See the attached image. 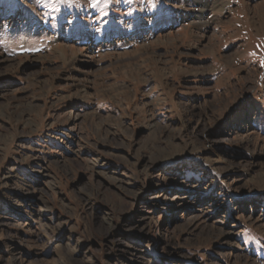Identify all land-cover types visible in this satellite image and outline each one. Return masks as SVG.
<instances>
[{
    "label": "rangeland",
    "instance_id": "1",
    "mask_svg": "<svg viewBox=\"0 0 264 264\" xmlns=\"http://www.w3.org/2000/svg\"><path fill=\"white\" fill-rule=\"evenodd\" d=\"M1 59L0 264H264V0H0Z\"/></svg>",
    "mask_w": 264,
    "mask_h": 264
},
{
    "label": "bare ground",
    "instance_id": "2",
    "mask_svg": "<svg viewBox=\"0 0 264 264\" xmlns=\"http://www.w3.org/2000/svg\"><path fill=\"white\" fill-rule=\"evenodd\" d=\"M204 1H207V0H204ZM216 4V3H215ZM201 5V4H200ZM223 7V6H222ZM204 8V7H203ZM202 8V9H203ZM213 8H218V7H213ZM199 9H200V7H199ZM212 10V9H211ZM215 10V9H214ZM197 18V17H196ZM201 21H202V23H203V20H202V18H201V16H199L198 17ZM200 20H199V22H200ZM204 24H206V21H204V23H203V25ZM196 26V25H195ZM1 62H6L7 60H4V59H1L0 60ZM84 73L86 74V73H89L87 70L86 71H84ZM258 221V220H257ZM256 221V222H257ZM259 222V221H258ZM34 224H39V222L38 221H34L33 222ZM0 225L2 226V227H4L5 225H7L6 223H0ZM6 227V226H5ZM30 227V229H28L29 230V232L31 233V234H35L36 232H35V230L37 229L36 227H33L32 225L31 226H29ZM40 227V226H39Z\"/></svg>",
    "mask_w": 264,
    "mask_h": 264
},
{
    "label": "snow or ice",
    "instance_id": "3",
    "mask_svg": "<svg viewBox=\"0 0 264 264\" xmlns=\"http://www.w3.org/2000/svg\"><path fill=\"white\" fill-rule=\"evenodd\" d=\"M252 55H255V53H253ZM261 66L264 67V61L261 62Z\"/></svg>",
    "mask_w": 264,
    "mask_h": 264
}]
</instances>
